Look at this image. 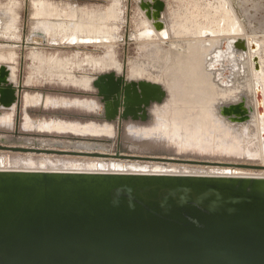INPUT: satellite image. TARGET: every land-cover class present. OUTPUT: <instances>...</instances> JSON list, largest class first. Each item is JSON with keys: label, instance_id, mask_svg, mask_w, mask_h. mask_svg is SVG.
Listing matches in <instances>:
<instances>
[{"label": "water", "instance_id": "95a60500", "mask_svg": "<svg viewBox=\"0 0 264 264\" xmlns=\"http://www.w3.org/2000/svg\"><path fill=\"white\" fill-rule=\"evenodd\" d=\"M138 5L154 29L162 32L166 3L139 0ZM170 38L175 39L172 33ZM228 47L239 62L241 53L249 52L243 39L224 41L219 52L231 53ZM253 62L260 70L257 58ZM10 79V68L2 64L0 112L20 102L23 88L17 89ZM92 87L102 105L94 114L102 123L116 125L118 140L125 123L147 122L151 109L170 95L162 83L127 79L112 71L97 76ZM257 91L258 113L263 116L264 92L261 87ZM220 107L221 117L231 125L255 126L254 106L245 97ZM22 120L19 114L13 131L0 129L4 132L0 135V264H264V179L171 175L178 169L166 167L260 170L261 162L231 155L233 162L147 155L148 145L169 146L149 140L115 150L114 137L105 141L68 133L44 139L39 131L23 130ZM192 151L178 153L189 156ZM29 155L41 161V155L95 158L112 166L109 171L100 166L53 170L63 167L18 165ZM151 164L161 169L153 172Z\"/></svg>", "mask_w": 264, "mask_h": 264}, {"label": "rangeland", "instance_id": "374dc122", "mask_svg": "<svg viewBox=\"0 0 264 264\" xmlns=\"http://www.w3.org/2000/svg\"><path fill=\"white\" fill-rule=\"evenodd\" d=\"M163 1L166 3L167 22L164 20L165 29L157 32L152 22L139 8V0H0V66L6 64L11 70V83L17 89L23 88L19 91L20 102L12 109L0 112V117L5 122V126L0 124V129L15 130L16 118L19 114L23 124L26 115L42 123L62 122L84 126L93 124L100 128H110L112 134L107 136L100 133L99 136H90L102 137L105 141H108L109 137H114L112 142L114 149L124 150L127 143L134 141L127 135L129 128L156 129L157 113L173 107L175 99L170 87L173 85L171 76H174L180 86L176 91L183 95L189 92L200 95L195 86L196 82L201 87H210L208 97L215 108L216 103L237 102L245 97L247 103L254 106L253 125L255 126L251 129L247 123L234 126L221 118L224 121L221 132L216 129L208 131L211 135L206 138L203 136L200 142L196 138L183 139V136H176L178 140L176 137L163 140L168 142L169 146L160 145L156 148L151 145L146 146L145 149L149 152L144 154L222 162H233L228 157L230 155L244 156L264 165V115L260 116L258 113L257 98L258 87L264 92V0ZM171 33L175 37L173 40L170 38ZM234 39L245 40L249 52L241 53L240 63L232 59L239 67L233 70L232 88L227 84V88L223 89L201 77L208 75L212 78L223 70L222 66L209 69L208 65L221 51V44ZM158 43L166 45L171 51L158 48L160 47ZM252 46L254 50L251 49ZM103 55H108L113 61L111 70L98 72L86 64L81 66L84 58ZM227 55L226 58H234L236 54ZM254 57L259 64L258 71L255 70ZM136 70H141L143 73L138 78H132ZM111 71L119 75L124 74L127 79L159 82L170 90L167 101L151 109V117L147 122L125 123L121 140L117 138L116 125L102 123L104 121L94 114L102 108V105L93 96L94 93H91L92 84L97 76ZM66 75L73 80L91 81L87 86L78 87L61 77ZM87 91L89 92L84 93ZM26 97L29 99L38 97L41 99L40 104L27 105ZM76 100L94 101L98 106L89 109L75 104ZM60 101L64 103H58ZM21 127L23 128V125ZM35 131L38 130L27 132ZM39 132L45 137L44 139L47 138L46 136L54 139L61 136L59 134H68L57 130H39ZM3 133L0 132V135L2 136ZM220 137L225 139L221 141ZM166 142L159 141L162 144ZM180 149L193 151L186 156L178 153ZM214 153L227 156L214 155ZM19 157L23 156L19 155ZM40 158L42 161L39 159L38 162L39 160H34L31 155L26 156L27 161L17 164L25 165L26 167H23L25 169L33 168L32 163L35 162L36 165L41 164L38 167L42 168L44 165L46 167L61 165L67 168H76L78 165L64 164V161H84V165L95 164L88 158L69 160L46 155ZM44 159H48L47 162ZM150 166L159 167L158 164ZM166 167L199 171L203 168L174 164ZM209 168L202 170L208 171ZM248 170H253L257 174L264 168L258 171Z\"/></svg>", "mask_w": 264, "mask_h": 264}, {"label": "bare ground", "instance_id": "6f19581e", "mask_svg": "<svg viewBox=\"0 0 264 264\" xmlns=\"http://www.w3.org/2000/svg\"><path fill=\"white\" fill-rule=\"evenodd\" d=\"M176 48H178V47H176ZM228 48H230L232 51L231 47H228ZM226 54H228V53H226ZM226 54L219 52L217 57H215L214 61H212L208 65L209 69H213V68L222 66L223 67L222 71L216 73L215 76L212 78L208 75H203L201 78L208 79L209 82H212L219 87H226V85L232 79L233 70H235L239 67L237 64H235V62H238V59H235V57L234 58L229 57L231 59L230 60L229 58H226ZM229 54L231 56V54H233V51ZM232 59H234L235 62H233ZM238 63H240V62H238ZM84 64L88 65L89 68L91 67L93 70L98 71V72H99V70H100V72H102L103 70L108 71V70H111V68H113V61L110 59V57L108 55H103L101 57H92V56L86 57V58H84L81 66H83ZM142 73L143 72L141 70H136L132 74L131 77L132 78H138L142 75ZM61 77L63 79H65L66 82H68V83L72 82L73 83L72 85L78 86V87L79 86H87V83H89L91 81V80L90 81L89 80H85V81L73 80L68 75L61 76ZM171 81H172L173 85L170 88H171L173 97L175 99L174 103L172 104L173 107L170 109L161 110L157 113L158 127L156 129L135 130L134 128H129L127 131L128 132L127 135H129L130 138H132L134 141L143 140V142H148V140H149V141L159 142L162 140V142L165 143L166 141H163V140H166L168 138H173V137L175 138L176 136H178V137L183 136V139L184 138H186V139H189V138L193 139L194 138V140H195V138H196V140L201 141L204 138L203 136H205V138H206V136L208 137V135L210 134V132H208V131H213L214 129L220 131L222 128L221 126H224L223 125L224 121L221 119L222 118L221 117V110H220L221 109V107H220L221 103L220 102H219L220 104L216 103V108H215V105L213 106V104L211 103V101L208 97V95H209L208 90L210 87H208V86H206V87L202 86L201 87L200 84H198V82H196V84L195 83L194 84L198 88L197 92L200 95L197 94L198 95L197 96V95H194L193 93H190V92H189V94L183 95L182 93L176 91V90L180 89V86H178V84H177V82H178L177 78L174 76H171ZM40 100L41 99L38 97H34L31 99H29V97H26L27 105L40 104ZM58 103H64V101H60ZM75 104H78L80 106H83V107H86L89 109H93V108L97 107V104L94 101L76 100ZM57 106H59V105H57ZM217 107H218V109H217ZM215 112H217V114ZM24 119H25L24 120L25 122L23 124V129L28 131V132L33 131V130H38V131L39 130L40 131L57 130L60 132L74 133L77 135L87 134V135L99 136L101 134H106L107 136H110L112 134L110 128H107V127L106 128H100V127H97L93 124L84 126V125H79V124L62 123V122H55V123H53V122L44 123L43 122L42 123V122H37L36 120H33L29 115H26ZM0 124H2L1 126H5V122L1 117H0ZM236 126H238V125H236ZM171 127H173L172 130L170 129ZM226 127H227V125H226ZM219 135H220V133H219ZM226 135H227V133H226ZM176 139H177V137H176ZM223 139H225V138H223ZM223 139L221 138L220 140L222 141ZM177 140H175V141H177ZM216 140L218 141L219 137ZM171 142H172V140H171ZM167 143L168 142H166V144ZM209 143H211V142H209ZM218 143H217V145H218ZM189 144H191V142ZM182 145H183V142H182ZM185 146H186V144H185ZM186 148H187V146H186ZM213 148H214V146H213ZM180 150H182V149H180ZM220 151H221V149H220ZM42 156L44 157L45 155H42ZM88 159L89 160L91 159L92 161H94L95 164L77 165L78 167L76 166V168H67L66 169L63 167L61 169H56V168H52V169L53 170H96L100 166L101 168H104L103 170L109 169V171H110V167L112 165H105L104 161L102 159H95V158H88ZM44 160L46 161L48 159H44ZM79 166L80 167H86V169H84V168L81 169ZM263 167H264V165H263ZM203 168H209V167H203ZM203 168H201L200 171L199 170H187V169L183 168L181 170H174L173 172H170V174L171 175H195V176H203V177H225L226 176V177H237V178H245V179H264V170H261L260 172L257 170L258 173L256 174L253 172V170L240 169V168H211L210 167L208 169V171L202 170ZM153 169H154L153 172H158L157 170H160L161 167H154ZM173 169H176V168H173ZM150 172H152V171H150ZM154 174H156V173H154ZM157 174H162V173H157Z\"/></svg>", "mask_w": 264, "mask_h": 264}, {"label": "crops", "instance_id": "0c3cea01", "mask_svg": "<svg viewBox=\"0 0 264 264\" xmlns=\"http://www.w3.org/2000/svg\"><path fill=\"white\" fill-rule=\"evenodd\" d=\"M44 82H46V81H44ZM47 83V82H46ZM98 106V105H97Z\"/></svg>", "mask_w": 264, "mask_h": 264}]
</instances>
